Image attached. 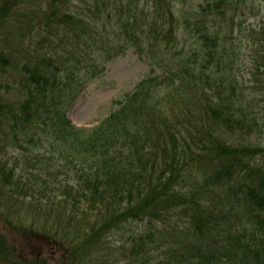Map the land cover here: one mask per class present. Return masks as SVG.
I'll return each mask as SVG.
<instances>
[{
    "label": "trees",
    "instance_id": "16d2710c",
    "mask_svg": "<svg viewBox=\"0 0 264 264\" xmlns=\"http://www.w3.org/2000/svg\"><path fill=\"white\" fill-rule=\"evenodd\" d=\"M228 1L206 0L178 24L198 44L188 51L172 31V0H0V78L17 93L0 92V190L13 185L35 199L32 180L49 188L41 165H56L54 150L72 155L73 202L97 217L75 264H108L104 241L122 231V264H264V144L251 140L261 123L250 101L226 91L210 23ZM23 34L21 57L11 43ZM143 39L150 50L166 47L149 56L162 72L139 81L99 125L74 124L68 109L85 85Z\"/></svg>",
    "mask_w": 264,
    "mask_h": 264
},
{
    "label": "rangeland",
    "instance_id": "374dc122",
    "mask_svg": "<svg viewBox=\"0 0 264 264\" xmlns=\"http://www.w3.org/2000/svg\"><path fill=\"white\" fill-rule=\"evenodd\" d=\"M145 1L153 5L154 0H143V3ZM172 2L177 17L174 18L173 29L169 27L170 19H165L166 34L173 35L172 31L176 30L181 41L179 47L184 44L188 51L190 47L197 48L198 44L192 36L191 28L188 27L184 31L183 27L180 29L177 27L185 17L194 20L191 15L197 12L200 4L205 3L206 0H172ZM164 4L163 1V6ZM225 6V14L215 11L214 17L210 20L221 37L220 54L223 61L219 69L222 76L225 74L224 87L227 92L234 89L236 94L245 98L244 101H250L254 107L252 114L257 116L261 123L257 129H254L251 140L264 144V1L229 0ZM144 19L142 18V22L146 24ZM151 19L152 17L148 20ZM24 23L25 26L31 25L29 20H24ZM169 28L172 31L168 30ZM139 34L143 35V32ZM146 34L159 35L160 38L164 36L158 31L153 33L147 31ZM28 36L29 34H23L16 42L11 43V48L21 57L25 54L27 47L25 38ZM37 42L41 46L42 38H34L32 45H36ZM149 42L150 39L145 41L143 39L138 45H129L122 54H118L106 64L103 73L85 85L68 109V116L74 124L86 127L99 125L119 107L117 102L134 90L139 81L148 75L153 76L162 72L161 67L149 56L163 52L166 47L161 46V49L153 47L150 50ZM17 70L20 71V68ZM6 77L0 78V92L4 96L15 97L17 94L15 89L8 92L11 79ZM10 149L14 156L22 157L25 154L23 148L7 150ZM54 154L57 161L55 166L48 169V164L45 162L41 165L42 176L49 182L48 191L45 192L42 182L35 185L34 180L30 185L39 189L38 197L35 199L25 191L21 195L16 193L13 185H6L4 190H0V243L4 246L0 250L4 251L6 248L7 251L4 257L0 255V264H35L36 257H43L46 264H75V254L73 255L72 252L79 247L81 242L79 238L91 233L93 227L97 228L95 214L85 217L87 213L78 211L73 202L76 191L72 190V187H75V159H72L69 153L65 154V157L64 152L58 150H54ZM17 172L18 176L20 170ZM31 172L37 171L31 169ZM27 177L34 179L31 174ZM67 199L69 204L64 202ZM42 232L47 234L46 238L38 237ZM127 236L128 233L124 235L122 231L106 238L102 246L104 250L101 251L106 255L103 260L108 264H122V257L127 254L122 251ZM93 256L97 255L90 254L87 258L93 259ZM93 262L95 261L88 260L84 264Z\"/></svg>",
    "mask_w": 264,
    "mask_h": 264
}]
</instances>
